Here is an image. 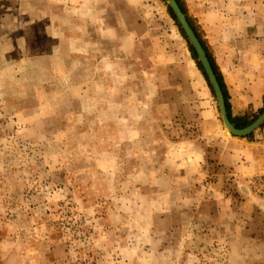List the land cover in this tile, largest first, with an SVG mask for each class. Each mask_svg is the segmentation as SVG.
I'll return each instance as SVG.
<instances>
[{
  "label": "rangeland",
  "instance_id": "obj_1",
  "mask_svg": "<svg viewBox=\"0 0 264 264\" xmlns=\"http://www.w3.org/2000/svg\"><path fill=\"white\" fill-rule=\"evenodd\" d=\"M168 7L0 0V264H264V124L226 130ZM199 7L256 120L264 61Z\"/></svg>",
  "mask_w": 264,
  "mask_h": 264
},
{
  "label": "crops",
  "instance_id": "obj_2",
  "mask_svg": "<svg viewBox=\"0 0 264 264\" xmlns=\"http://www.w3.org/2000/svg\"><path fill=\"white\" fill-rule=\"evenodd\" d=\"M184 2L187 6L189 15L195 20L199 27L201 26L199 17L195 14V11H200L201 8L199 6L204 8L203 11H207L208 14L210 12V16L220 19L219 21L221 24L219 28L223 31L225 37L224 42H227V44L240 45L239 48L237 47V49L233 51L236 55L240 54V57L242 58L253 57L254 59L264 61V0H184ZM190 2H192V6H190ZM204 38L212 58L215 60V63L224 77L220 66L216 62L215 53L211 43L206 39V37ZM237 57L238 56L235 58ZM262 79L263 82L259 81L260 86L258 90H263V95H260L263 107L264 78ZM224 81L229 94L232 116H245L247 114L246 109L238 112L237 114L234 113L231 103V89L228 86L225 77ZM232 142L236 143L235 141ZM236 144L240 143L237 142Z\"/></svg>",
  "mask_w": 264,
  "mask_h": 264
},
{
  "label": "water",
  "instance_id": "obj_3",
  "mask_svg": "<svg viewBox=\"0 0 264 264\" xmlns=\"http://www.w3.org/2000/svg\"><path fill=\"white\" fill-rule=\"evenodd\" d=\"M167 4L172 9L178 23L180 24L181 28L183 29L184 33L186 34L190 44L196 51L198 56V61L201 63L208 80L214 90V93L217 97L220 113L222 117V122L226 128V130L236 136V137H247L257 131L263 124H264V112L249 126L239 129L237 128L231 121L228 115L225 97L220 86V83L217 79V76L213 70L212 64L209 60V57L201 44L200 39L198 38L197 34L195 33L194 29L192 28L190 22L187 19V16L182 11L179 3L177 0H166Z\"/></svg>",
  "mask_w": 264,
  "mask_h": 264
},
{
  "label": "trees",
  "instance_id": "obj_4",
  "mask_svg": "<svg viewBox=\"0 0 264 264\" xmlns=\"http://www.w3.org/2000/svg\"><path fill=\"white\" fill-rule=\"evenodd\" d=\"M162 1H165V0H162ZM182 11L184 12V14L187 16V19L188 21L190 22L192 28L194 29L195 33L197 34L198 38L200 39L201 41V44L203 45L208 57H209V60L212 64V67H213V70L217 76V79L220 83V86L222 88V91H223V94H224V97H225V102H226V107H227V111H228V115H229V118H230V121L239 129H242L246 126H248L249 124H251L255 118H251L249 119L246 115L245 116H242V117H233L232 114H231V106H230V103H229V94H228V91H227V86L225 84V81H224V77L223 75L221 74L217 64L215 63V60L212 58V55L211 53L209 52V49L207 47V44L202 36V33L200 32V29H199V26L196 24L195 20L189 15L188 13V10H187V6L184 2V0H177ZM168 10H169V13L171 15V17L174 19V21L176 22L177 26L179 27L180 29V32L182 34V36L187 40V37L185 36L184 32L182 31L180 25L178 24L177 22V19L175 17V15L173 14L172 10L168 7ZM190 47V51L193 55V58L194 60L196 61L197 65H198V68L200 69V71L203 73L204 77L206 78V80L208 81V78L206 76V73L204 72V69L201 65V63L198 61L197 59V55H196V52L195 50L189 45ZM209 86L211 88V90L213 91V88L212 86L210 85L209 83ZM214 94V92H213ZM264 112V100H263V107L260 109V113Z\"/></svg>",
  "mask_w": 264,
  "mask_h": 264
}]
</instances>
